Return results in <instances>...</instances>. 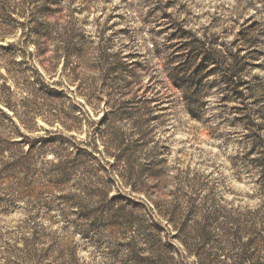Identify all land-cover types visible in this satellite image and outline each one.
Instances as JSON below:
<instances>
[{
    "label": "rangeland",
    "instance_id": "1",
    "mask_svg": "<svg viewBox=\"0 0 264 264\" xmlns=\"http://www.w3.org/2000/svg\"><path fill=\"white\" fill-rule=\"evenodd\" d=\"M7 8L0 264H264V0Z\"/></svg>",
    "mask_w": 264,
    "mask_h": 264
},
{
    "label": "trees",
    "instance_id": "2",
    "mask_svg": "<svg viewBox=\"0 0 264 264\" xmlns=\"http://www.w3.org/2000/svg\"><path fill=\"white\" fill-rule=\"evenodd\" d=\"M15 20L9 14L7 0H0V42L14 35L16 30ZM17 45L9 42L0 46V101L1 103L16 112V106L12 104V93L9 85V79L15 76L20 70V64L17 62ZM5 72H2V70ZM0 111L9 116L1 107Z\"/></svg>",
    "mask_w": 264,
    "mask_h": 264
}]
</instances>
